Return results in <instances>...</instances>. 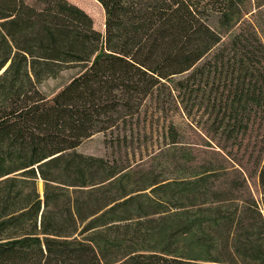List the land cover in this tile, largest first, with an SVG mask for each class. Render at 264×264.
<instances>
[{"label": "trees", "instance_id": "obj_1", "mask_svg": "<svg viewBox=\"0 0 264 264\" xmlns=\"http://www.w3.org/2000/svg\"><path fill=\"white\" fill-rule=\"evenodd\" d=\"M94 1L102 33L68 0H0V264H264V46L243 25L203 60L252 5ZM77 67L53 97L40 91ZM178 99L237 149L255 132L260 201L238 174L185 171L184 152L189 167L168 178L74 151L96 133L127 148L146 101ZM160 137L161 153L179 143L171 124Z\"/></svg>", "mask_w": 264, "mask_h": 264}, {"label": "rangeland", "instance_id": "obj_2", "mask_svg": "<svg viewBox=\"0 0 264 264\" xmlns=\"http://www.w3.org/2000/svg\"><path fill=\"white\" fill-rule=\"evenodd\" d=\"M68 1L82 9L92 19L95 30L100 33L103 32V12L94 0ZM257 1L259 7L254 8L253 4L255 0H247V6L252 5L249 13L243 14L233 27L220 32V44L211 49L204 56L203 60L210 58L211 54L221 45L226 44L243 25L249 24L251 30L264 46V0ZM208 24L212 29L215 28L214 20L211 19ZM201 62L204 61H200L198 64ZM79 70L80 67L66 69L57 78L48 79L43 82L39 86L40 91L47 98L53 97L71 78L76 76ZM184 77L185 74L174 77L172 81L180 80ZM182 103L178 99L176 104L168 105L166 110L163 108L162 112H160L154 108L152 102L146 101L145 124H138L132 128L136 131V136L133 132L132 144L130 143L131 145H128L127 148L109 149L104 143L108 136L96 133L83 140L74 151L86 156L112 157L120 162L122 161L121 163L123 164H131L135 170L152 168L168 178L176 177L178 173L189 167L182 165L181 160L183 156L180 152H184L187 157L192 159L190 167L185 171L191 172L205 169L215 171L224 169L227 174L222 171L218 172H221L219 174H223L222 177L226 179L225 181H235L238 175L243 177L253 198L260 201L262 197L257 184V175L251 167L252 160L258 150L257 145H253L255 142V132L252 131L250 137L242 139L241 144L243 146L246 145V150H243L242 147L237 149L236 145L233 146L230 142H224L208 129L207 115L203 107L192 109L191 113L187 116L185 109L182 108ZM149 120H151V126L147 127ZM167 124H171L175 128L178 133L179 143L176 147L168 148V151L161 153L165 149L162 150L161 148L160 127ZM142 126L143 129H141ZM221 147L224 149L220 150ZM39 187L41 191L42 185L40 184Z\"/></svg>", "mask_w": 264, "mask_h": 264}]
</instances>
